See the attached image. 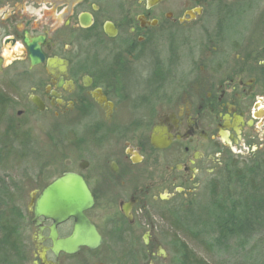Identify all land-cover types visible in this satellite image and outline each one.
<instances>
[{"label":"flooded vegetation","instance_id":"1","mask_svg":"<svg viewBox=\"0 0 264 264\" xmlns=\"http://www.w3.org/2000/svg\"><path fill=\"white\" fill-rule=\"evenodd\" d=\"M208 1L0 0V144L25 163L26 264H157V218L206 192L217 211L253 198L237 182L264 175V40L240 22L211 30ZM68 173L93 205L36 217ZM81 225L101 244L55 251Z\"/></svg>","mask_w":264,"mask_h":264},{"label":"rangeland","instance_id":"2","mask_svg":"<svg viewBox=\"0 0 264 264\" xmlns=\"http://www.w3.org/2000/svg\"><path fill=\"white\" fill-rule=\"evenodd\" d=\"M208 2V8L217 9L215 12L217 15L211 19L209 18L207 22L208 27L211 30L217 29V26L230 30L240 22L242 24L250 25V29L255 31V39L264 40V0H244L245 3L243 4L237 0H210ZM238 15H240V20H237ZM230 39L234 38L230 37ZM24 166L25 163L23 162L17 167H15V165L12 167L13 173L16 174V177L18 176V182H21L20 173ZM245 177L244 180L238 181L237 184H240V186L242 185L241 187L244 190L249 191L251 188L255 190L256 194L253 195V198L250 199L249 203L254 204V202L258 203L262 201L264 196V175L256 178H253L254 175L249 178L247 176ZM233 191L234 186L231 191L228 192V196H230ZM29 194L30 191L21 192L20 198L18 199V203L23 210H25L26 206L24 201L28 198ZM246 197L247 196L244 197L240 194H236L229 197L230 201H216L215 203L232 205L240 198L247 200ZM212 203L213 201L211 197L206 192L204 197L201 196L197 205L181 208L175 212V216H167L164 221L157 218L160 225V236L158 237V241L164 245L165 250L167 251L166 259L156 257L155 262L157 264H170L173 257H175L173 249L176 248V241L173 236L176 233H178V236L183 234L179 232L180 230L176 232V229L172 227V223L173 226L178 229L181 228L184 231L197 234L201 241L196 242L192 240V238H186L189 246L197 252L198 255L209 260L213 264H260L263 261L264 231L260 234H254L246 240L243 238L239 239L236 235V237L232 238L228 244V247L232 248L220 247L221 249L219 250L215 249L218 239L220 238L216 239L217 235H215L214 232L216 228L219 227L222 230H229L233 226L225 220H223V222H221V219L219 218L216 220V217L217 215L219 216V214ZM145 260H147L146 256Z\"/></svg>","mask_w":264,"mask_h":264},{"label":"trees","instance_id":"3","mask_svg":"<svg viewBox=\"0 0 264 264\" xmlns=\"http://www.w3.org/2000/svg\"><path fill=\"white\" fill-rule=\"evenodd\" d=\"M3 104L0 96V114ZM22 163L23 159L21 157L14 155L0 144V264L27 263L26 246L19 232L25 215L24 210L18 203L21 195V191L18 190V176H15L16 174L13 173L12 169L14 165L17 167ZM246 198L247 200L240 198L232 205L217 204L219 216L217 215L216 220L218 218L221 219V222L225 220L233 227L229 230L216 228L214 231L217 235L216 239L220 237V241L218 239L215 249L228 247L230 240L235 238L236 235L239 239L246 240L252 235L264 231V196L262 201L254 202V204L249 203L250 198L248 196ZM172 227L176 229V232L180 230L179 232L183 235L178 236V233H176L173 236L176 241V248L173 249L175 257H173L170 264H213L198 255L189 246L186 238H192L196 242L201 241L197 234L184 231L181 228L178 229L173 226V223ZM262 260L260 264H264V258Z\"/></svg>","mask_w":264,"mask_h":264},{"label":"water","instance_id":"4","mask_svg":"<svg viewBox=\"0 0 264 264\" xmlns=\"http://www.w3.org/2000/svg\"><path fill=\"white\" fill-rule=\"evenodd\" d=\"M160 2L162 0H155ZM93 197L84 180L76 174H65L49 184L39 195L34 206L36 217L51 218L55 223L67 219L69 216L84 217V211L93 205ZM51 231L55 239V228ZM102 242L101 236L94 227L81 225L71 239L55 242V251L63 248L67 252L78 250L81 246L96 248Z\"/></svg>","mask_w":264,"mask_h":264}]
</instances>
